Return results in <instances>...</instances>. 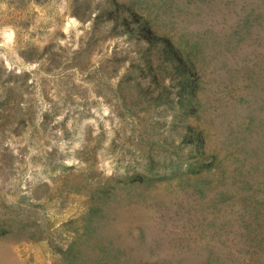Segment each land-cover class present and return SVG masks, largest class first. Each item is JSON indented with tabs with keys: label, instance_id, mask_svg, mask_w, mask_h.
Returning a JSON list of instances; mask_svg holds the SVG:
<instances>
[{
	"label": "rangeland",
	"instance_id": "374dc122",
	"mask_svg": "<svg viewBox=\"0 0 264 264\" xmlns=\"http://www.w3.org/2000/svg\"><path fill=\"white\" fill-rule=\"evenodd\" d=\"M0 264H264V0H0Z\"/></svg>",
	"mask_w": 264,
	"mask_h": 264
}]
</instances>
